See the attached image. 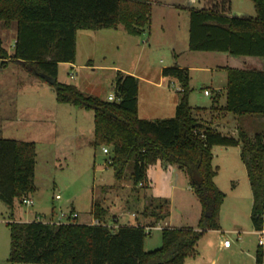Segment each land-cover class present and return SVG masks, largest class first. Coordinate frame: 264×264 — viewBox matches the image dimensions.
Returning <instances> with one entry per match:
<instances>
[{
	"label": "trees",
	"instance_id": "16d2710c",
	"mask_svg": "<svg viewBox=\"0 0 264 264\" xmlns=\"http://www.w3.org/2000/svg\"><path fill=\"white\" fill-rule=\"evenodd\" d=\"M203 7L190 8L189 49L228 52L264 58V0H252L256 14L232 13L231 0H203ZM0 21L6 28L17 26L14 52L9 53L0 37V67L10 62L28 66L45 79L56 78L60 103L94 111L92 145L109 146L107 162L117 181L130 169L134 201L146 202L135 212V223L111 227L114 215L105 204L106 192L114 185L92 189L91 214L99 223H56L43 219L11 220L9 260L23 264H185L197 254L205 231L220 228V211L226 193L215 176L213 146H240L253 193L251 221L264 228V129L250 135L238 130L224 132L194 114L190 104V73L178 65L166 66L162 74L179 84L175 115L148 119L139 116V78L117 70L116 99L88 94L76 84L58 81L59 63L75 62L80 29L124 28L140 35L151 25L152 0H0ZM226 101L220 110L236 116L264 118V70L225 67ZM216 96L210 108L218 109ZM176 164L190 179L202 211L196 227H164L162 244L146 250L150 231L168 217L166 199L147 193V170L158 162ZM37 143L4 137L0 131V197L10 210L36 191ZM143 183L142 185H140ZM73 210V209H72ZM112 220V221H111ZM256 264H264V247L258 245Z\"/></svg>",
	"mask_w": 264,
	"mask_h": 264
},
{
	"label": "rangeland",
	"instance_id": "374dc122",
	"mask_svg": "<svg viewBox=\"0 0 264 264\" xmlns=\"http://www.w3.org/2000/svg\"><path fill=\"white\" fill-rule=\"evenodd\" d=\"M175 1L181 4H176L172 8L156 5L152 35L143 34L144 32L140 35H132L124 28H120L119 31L80 30L75 64L61 62L58 81L76 85L82 83L86 87V93L108 99V95L115 92L117 70L133 71L141 77L158 80L161 67L174 62L173 51L169 47L171 41H176L180 48L189 41L192 7L189 6L190 0ZM193 4L200 8L204 5V1L196 0ZM231 6L232 12L243 11L252 15L256 13L252 0H231ZM16 33V23L11 28H6L0 21V37L4 46L10 51L13 50L12 44ZM189 50L188 47L187 52H190ZM183 59L190 66L192 88L190 96L197 117L206 122H211L214 118L221 119L224 132L234 133L233 130L236 129L254 135L264 129V118L257 115L236 116L229 113L226 119L227 112L219 109L220 103L217 105L218 109L205 113L197 111V106L203 107L212 102V96H207L205 89L211 92V88L219 87L221 78L226 77V72L220 71L217 62L210 58ZM227 65L233 67L230 62ZM153 88L155 87L147 81L139 80L141 116L155 115L151 116L155 119L158 117L156 115H164L163 113L175 114V112L152 109L151 112L148 111V105L155 102L154 96H151ZM171 90L179 95L176 88ZM0 92L2 135L34 140L37 143L36 191L30 194L33 203L26 204L16 200L14 209L10 210L0 197V264H23L12 263L9 260L11 246L10 229L7 224L9 221L18 220L20 217L32 219L35 216L46 221H57L55 218H58L62 212L69 211L71 202H74L77 210L80 211L79 222H89L93 219L92 189L96 185H114L115 189L104 195L106 197L104 202L110 207L111 215L125 222L135 223L136 215L132 213L137 212L136 210L142 207L146 200L143 199L139 203L134 201L135 193L131 190L130 169L126 170L124 180L117 181L113 167L107 162L110 151L105 153L103 146L92 145L93 110L58 102L53 83L37 75L28 66L15 62H10L9 66L1 69ZM215 146L217 149L224 147ZM107 147L110 150V147ZM147 171L149 172V167ZM154 187L153 183L147 193L153 195ZM157 187L165 195L166 198L163 199L168 201L167 220L173 215L175 224L196 227L201 203L190 182L180 190L172 191V187L169 184L166 186L165 182H161ZM189 187L191 190L188 189ZM57 194L61 198H56ZM52 214L55 215L54 219L50 218ZM219 222L221 224L220 219ZM247 224L250 225V220H247ZM222 226L228 228L230 223L224 220ZM227 238L232 241L233 246L228 251L216 254L219 263L256 264L252 251L259 243L258 235H250V240L246 242L235 234H227ZM146 241L148 250L159 247L158 243L162 241L161 230H151Z\"/></svg>",
	"mask_w": 264,
	"mask_h": 264
},
{
	"label": "crops",
	"instance_id": "0c3cea01",
	"mask_svg": "<svg viewBox=\"0 0 264 264\" xmlns=\"http://www.w3.org/2000/svg\"><path fill=\"white\" fill-rule=\"evenodd\" d=\"M194 2H196V0H190L189 6L195 7L193 4ZM157 4H161L165 7L172 8V7H175L176 4H181V3H179V1L176 2L175 0H152L151 25L149 29H146L144 31L143 34L150 33V35H152L154 10ZM232 13L243 14L245 12L243 11L234 12L233 11ZM247 14L252 15L249 12ZM161 26L164 28V25L161 24ZM120 28L122 27H119L117 29L115 28H107V29L119 31ZM80 30H78L77 32V51H78V35H79ZM87 30H92V29H87ZM100 30L102 29L93 30V31H100ZM15 40H16V37L13 39V44H12L13 46L15 44ZM188 44H189V41H187L184 47L180 48L176 41L174 40L171 41V43L169 44V47L173 51L174 62L166 66L178 65V66L189 69L190 66L188 65V63H186V60H184L183 58H210L214 60L215 62H217V68L220 69V71L226 72L225 67L229 66L227 65L229 64V62L232 64L231 66L237 67V68L264 70V60H263L264 58L263 57L250 56V55L234 56L228 52H217V51L189 50L190 52H187V48L189 47ZM7 50L9 51V53H13L14 47L12 51H10L9 49ZM238 58H241V59L238 60ZM66 63L75 64V62H66ZM89 63L91 62L89 61ZM59 64H61V62ZM91 65L94 66L93 64ZM166 66L161 67L158 80L153 79L151 77H141L137 75L136 73H134L133 71L131 72L126 71L130 74H134L138 76L139 80L143 79L147 81V83L155 87L153 88V92L151 95V96H154L155 98V102H154L155 104L153 103V104L148 105L149 112H151L150 111L151 109L154 111L160 110V111L176 112V106L179 101V95L174 94L175 91L171 89L176 88L178 91V89L180 88V84L175 78L166 77L162 74V69ZM1 69L3 68L0 67V71ZM190 81H191V76H190ZM226 81H227V72H226V77L221 78L219 87L211 88L210 94L205 93L207 96H212V102L209 105H205L203 107L210 108L213 105V102L216 96H220L219 97L220 105L225 104ZM81 84L82 83L77 84V86L84 92H87L85 91L86 87L83 84L82 85ZM0 95H1V92H0ZM0 102H1V96H0ZM190 104L192 105L191 96H190ZM0 111H1V107H0ZM138 111H139V116L142 118L153 119V117L151 116H155V115L144 116V117L141 116L140 101H138ZM207 111H210V109L205 110L204 113ZM163 114L164 115H156L158 116L156 118H163V117H169V116L175 115L174 113H168V114L163 113ZM228 114L229 112L226 113V119H228ZM207 119L205 118V120ZM207 123L212 124L213 126H216L217 128L221 130L225 129V128H222L224 124L219 118H214L212 119L211 122H207ZM0 131L2 133V129H0ZM233 131L234 133L237 132L236 129ZM216 147L217 146H213L212 148V151L214 153L213 164L218 167V172L215 176V182L217 186L226 193V197L224 199V202L222 204L221 211H220V221H221L220 228L219 229H208L207 231H205V233L203 234V236L198 242L197 254L195 256L188 257L185 261V264H228L225 262L219 263L217 260V255H216L217 253H220V252L222 253L225 250L228 251L232 248L233 243H231L230 246H224V240L228 239L227 234H235L243 242L248 241V239L250 240V235L259 236L260 231L256 230L253 227V224L251 221L253 193H252V189H251L250 182L248 179L246 165L241 159V155H240L241 148L240 146H224L219 149H217ZM146 180L149 186L148 190L149 191L151 190L150 186H152L154 183L155 187L152 190L154 191L153 195L156 197H161V198H166L165 195H163L157 187L158 184H160L161 182H165L166 186L169 184L172 187V191L176 189H179V190L184 189V185L190 182L187 173L182 168H180L178 165L164 163L161 161L149 166V172L147 171ZM121 185L124 186L125 184H121ZM156 187L158 190L155 189ZM188 189L191 190L190 187ZM200 208L202 211V207ZM69 211H75L77 213V219L79 221L80 211L77 210L74 202H71ZM201 211H200V215H201ZM50 218L54 219L55 215L52 214ZM34 219H42V218L41 217L37 218V216H35V218H32V219L31 218L24 219L20 217L18 220L31 221ZM56 219L57 218H55V220ZM94 220L95 219L93 218L91 221L85 222V223H93ZM118 220L120 223H126L125 221L121 220V218H118ZM224 220H226L227 223H230V226L228 228H225L222 226ZM247 220H250V225L247 224ZM174 222H175L174 217L173 215H171L169 220L166 219V221L160 224L158 228H155V229L161 230V240H162V229L164 227H183L181 225L175 224ZM223 237L225 238L223 239ZM146 243L147 241L145 239L144 247L146 250H148L146 248ZM158 244H159L158 246H160V244H162V241L161 243H158ZM258 245L255 249H253L254 251H252L255 256V262H256V251H257ZM212 253L213 255H211Z\"/></svg>",
	"mask_w": 264,
	"mask_h": 264
},
{
	"label": "built area",
	"instance_id": "2783aa9c",
	"mask_svg": "<svg viewBox=\"0 0 264 264\" xmlns=\"http://www.w3.org/2000/svg\"><path fill=\"white\" fill-rule=\"evenodd\" d=\"M72 76H74V74H72ZM205 93L206 94H210V90H205ZM116 99V96L113 94H110L108 96V100L110 101H113ZM103 151L105 153L109 152V148L107 146H104L103 147ZM143 183H141L140 185H142ZM56 198H61V196L59 194L56 195ZM23 203H26V204H32L33 203V200L32 198L29 197H26L23 199ZM133 215L135 216L136 213H133ZM77 218V213L75 211H67V212H62V214L57 218V221H51V222H56V223H65V222H74L75 219ZM117 220L118 218L117 217H114L113 221L112 222H109V225L111 227H117L118 226V223H117ZM93 223H99L98 220H94ZM159 225L157 226H152V227H148V231H151L155 228H158ZM232 243V241L230 239H225L224 240V246H230ZM259 244L262 245L264 247V230H260L259 232Z\"/></svg>",
	"mask_w": 264,
	"mask_h": 264
},
{
	"label": "water",
	"instance_id": "95a60500",
	"mask_svg": "<svg viewBox=\"0 0 264 264\" xmlns=\"http://www.w3.org/2000/svg\"><path fill=\"white\" fill-rule=\"evenodd\" d=\"M42 76L46 79V80H48L50 83H55L56 82V78H52V77H50L49 75H47V74H45V73H43L42 74Z\"/></svg>",
	"mask_w": 264,
	"mask_h": 264
}]
</instances>
